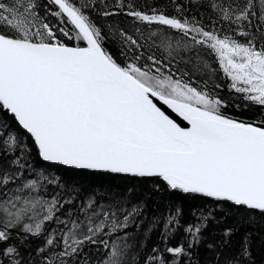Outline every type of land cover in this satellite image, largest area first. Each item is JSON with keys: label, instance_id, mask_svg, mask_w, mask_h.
Segmentation results:
<instances>
[{"label": "snow or ice", "instance_id": "snow-or-ice-1", "mask_svg": "<svg viewBox=\"0 0 264 264\" xmlns=\"http://www.w3.org/2000/svg\"><path fill=\"white\" fill-rule=\"evenodd\" d=\"M0 264H264V0H0Z\"/></svg>", "mask_w": 264, "mask_h": 264}]
</instances>
